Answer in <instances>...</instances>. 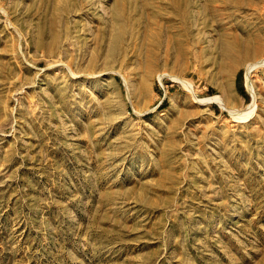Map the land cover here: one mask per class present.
<instances>
[{
	"label": "rangeland",
	"instance_id": "1",
	"mask_svg": "<svg viewBox=\"0 0 264 264\" xmlns=\"http://www.w3.org/2000/svg\"><path fill=\"white\" fill-rule=\"evenodd\" d=\"M263 60L264 0H0V264H264Z\"/></svg>",
	"mask_w": 264,
	"mask_h": 264
},
{
	"label": "bare ground",
	"instance_id": "2",
	"mask_svg": "<svg viewBox=\"0 0 264 264\" xmlns=\"http://www.w3.org/2000/svg\"><path fill=\"white\" fill-rule=\"evenodd\" d=\"M264 61V60H263ZM257 63V62H256ZM262 63V62H261ZM264 63V62H263ZM252 65V64H251ZM250 69H251V66H247V69H246V84H247V87L250 89V90H252V86H251V80H250V77H249V75H250ZM184 83V82H183ZM253 92V91H252ZM253 95H254V93H253ZM253 98H255L254 96H253ZM255 101H252L251 103H249L247 106H246V109L249 111V110H252L253 109V107H254V103ZM232 111V110H231ZM234 113H235V111H234ZM247 113V112H246Z\"/></svg>",
	"mask_w": 264,
	"mask_h": 264
}]
</instances>
